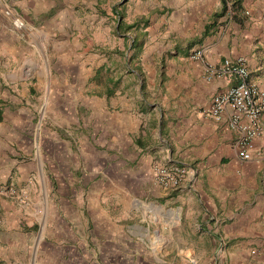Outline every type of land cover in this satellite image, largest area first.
Segmentation results:
<instances>
[{
  "label": "crops",
  "instance_id": "1",
  "mask_svg": "<svg viewBox=\"0 0 264 264\" xmlns=\"http://www.w3.org/2000/svg\"><path fill=\"white\" fill-rule=\"evenodd\" d=\"M64 4L88 12L85 48L57 35ZM225 4L230 19L222 0H0V180L32 199L0 201L17 264H78L56 195L68 237L97 230L86 264H264V112L247 160L226 118L204 113L235 83L205 81V65L242 58L264 91V0ZM80 48L106 72L107 91L91 98L65 86L94 76L73 57ZM156 167L185 173L163 189ZM23 222L38 234H14Z\"/></svg>",
  "mask_w": 264,
  "mask_h": 264
},
{
  "label": "built area",
  "instance_id": "2",
  "mask_svg": "<svg viewBox=\"0 0 264 264\" xmlns=\"http://www.w3.org/2000/svg\"><path fill=\"white\" fill-rule=\"evenodd\" d=\"M226 7L225 16L230 19L231 8L228 5ZM5 13L8 14V12ZM12 24L15 27H21L20 19L17 17L13 18ZM189 58L195 61L200 60L202 51H193ZM204 74V79L207 82L228 77L235 80L233 85L212 97L210 105L204 113L214 121L226 118L227 127L238 136L236 146L241 149L238 155L242 160H247L251 141L260 132V119L264 112V91L248 81L246 62L242 58L223 59L220 64L215 66L205 65ZM184 173V169L179 167L172 169L156 167L153 169L152 181L163 189L176 188ZM3 192L21 202L25 200L23 193L14 191L11 187L5 188ZM262 249L264 251V243Z\"/></svg>",
  "mask_w": 264,
  "mask_h": 264
},
{
  "label": "rangeland",
  "instance_id": "3",
  "mask_svg": "<svg viewBox=\"0 0 264 264\" xmlns=\"http://www.w3.org/2000/svg\"><path fill=\"white\" fill-rule=\"evenodd\" d=\"M66 7V9H65ZM67 8L69 9V11L71 12L70 15L66 14V10ZM75 7H73V5H66L64 4V7L59 9L60 13H65L66 16L64 17V19L68 20V25L64 26L62 29L60 28L58 30L57 35L61 38H66V39H76L78 40V43H81L83 48H85V46L88 44L89 42V36L85 34V32H83L81 26L84 25V17L88 16V12L85 14V12H82L80 8L78 9H74ZM68 11V12H69ZM53 14V13H52ZM50 14V16L52 15ZM64 14V15H65ZM83 48H80V50L78 52L75 53V56H73L74 58L77 59V64H79L81 66V70L82 71H86V72H91L94 74L93 77L87 75L86 78L82 79V83L80 84L81 87L78 89L77 85L72 84L68 79L65 80V86H69L68 90L74 91V95L76 97H87V98H91L92 96H95L98 93H102L107 91V84H106V79H105V69L102 70L101 69H96L94 65H92V62L89 61V53H91V51H89L88 53L83 52ZM84 55V56H82ZM79 86V85H78ZM0 169H2V167L0 166ZM56 174L58 176H60V171H56ZM10 182H5L0 180V201L5 202L7 204L10 203H15L19 206H22L24 209H29L30 206V202L32 201V199L30 198V196L26 193L24 194L25 200H23V202H21L20 200L10 196L9 194H6L3 192V190L5 188L11 187L14 189V191H20L22 189H19L21 187H16L14 185L9 184ZM59 199L64 200L66 199V197L61 196V195H56V197L54 198L53 201H51V203L53 202L55 211H53L52 215L53 217L56 219V223H59V226L61 228V233L63 234V244L62 247L65 248H70L72 250L75 251V255H76V262H78V264H86L88 263L87 260H85V258H83V253H88L89 256H91V252L92 250H94L96 248V244L94 243L95 241V237H99L97 230L96 229H92V226L85 223L82 231L80 230L79 232L77 231H73L72 234L70 235V237H68V233L67 230L69 228H72V226L70 225V223L72 224V222L70 221L71 219H68V217H65L63 215V211H61V208H59V203L62 204V202L57 203L56 201H59ZM34 202V201H33ZM13 203L14 206H16ZM38 213H40V211H38ZM3 217L1 216L0 213V264H17L16 259L19 253H15V251H11V247H9V245H7L6 243H4V232L5 234H7L5 228L1 229V223H2ZM6 223V222H4ZM22 227V226H21ZM31 230V231H29ZM13 232V231H12ZM15 232V233H14ZM14 234H26L29 233L31 237H35L38 232H37V227H34L32 229L27 228L26 227V223L23 222V227L21 230L19 231H14ZM37 232V233H36ZM14 234H10V235H14ZM73 236L72 239H70ZM39 237V236H38ZM14 245V244H13ZM20 255V254H19ZM80 260V261H79ZM92 262H95V257H92Z\"/></svg>",
  "mask_w": 264,
  "mask_h": 264
},
{
  "label": "trees",
  "instance_id": "4",
  "mask_svg": "<svg viewBox=\"0 0 264 264\" xmlns=\"http://www.w3.org/2000/svg\"><path fill=\"white\" fill-rule=\"evenodd\" d=\"M226 9H227V7H226V4H225V0H222V12H221V15H223V14H225V12H226ZM141 23V21L139 20V21H137V22H135V23H133V24H131V25H128V26H126V29L127 30H131V29H136L137 27H139V24ZM142 24V26H143V22L141 23ZM121 28V25L120 24H118V29H120ZM133 44H134V42H133ZM135 45V44H134ZM134 46H132L131 48H133ZM136 47V46H135Z\"/></svg>",
  "mask_w": 264,
  "mask_h": 264
}]
</instances>
